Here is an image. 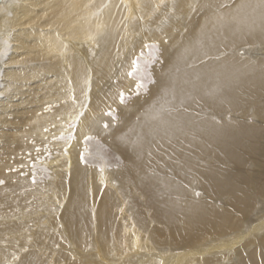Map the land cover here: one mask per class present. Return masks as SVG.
<instances>
[{
    "label": "bare ground",
    "instance_id": "bare-ground-1",
    "mask_svg": "<svg viewBox=\"0 0 264 264\" xmlns=\"http://www.w3.org/2000/svg\"><path fill=\"white\" fill-rule=\"evenodd\" d=\"M0 181L5 245L54 183L102 264H264V0H0Z\"/></svg>",
    "mask_w": 264,
    "mask_h": 264
},
{
    "label": "rangeland",
    "instance_id": "rangeland-1",
    "mask_svg": "<svg viewBox=\"0 0 264 264\" xmlns=\"http://www.w3.org/2000/svg\"><path fill=\"white\" fill-rule=\"evenodd\" d=\"M132 36H135L136 34H130ZM148 47V45H147ZM147 49V48H146ZM89 108V107H88ZM53 189V190H52ZM63 191V189H62ZM52 193V195H51ZM54 193V194H53ZM60 189H59V186L57 184H54L53 183V187H51L49 189V194L47 193L46 195V201L43 202V205H42V210L41 209H38V210H35L34 211V215L31 216L33 217V220L32 221H28L27 224L25 226H23V229H24V232L23 234L26 232L27 234H25V241H27V243L20 240L19 242H17V244L14 246H12V244L10 245L9 243L6 242V245L3 244L1 241L0 243V247L2 249H0V264H21L22 262V259L27 257V254L30 252V254L33 255V257L35 256V263H38V264H102L103 261H104V257L102 256L103 254L100 253L99 257H97L96 254V250H95V247H94V244H92V241L90 240V238H85L82 240V243H76V242H73L71 241L69 238H65V222L63 220V218L61 217V212L63 213V210H64V204H65V201L67 199V195L64 194L63 197L60 196ZM56 195V196H55ZM51 197V199H50ZM54 197V198H52ZM56 199V201H55ZM61 199V200H60ZM54 200V201H53ZM58 200V201H57ZM48 201V202H47ZM228 202V201H227ZM256 202V201H255ZM60 203V204H59ZM59 204V205H58ZM45 205V206H44ZM61 206V207H60ZM54 207V208H53ZM256 207H258V205L256 206L255 205V208L254 210L256 209ZM259 210L257 211L256 214L252 215L251 216V221L249 223V220H247L246 223H249L247 224V226L249 225H252L254 223H252L253 220H257V221H260V218L264 217V202L263 203H260L259 204ZM61 208V209H60ZM49 209V210H48ZM55 209V210H54ZM54 210V211H53ZM253 210V211H254ZM43 211V212H42ZM51 211V212H50ZM53 211V212H52ZM37 212V213H36ZM91 212H93L91 210ZM59 214V215H58ZM251 214V213H249ZM247 214V216L249 215ZM58 215V216H57ZM49 216V217H48ZM57 216V217H56ZM246 216V217H247ZM49 218V219H48ZM57 219V220H56ZM63 221H62V220ZM49 220V221H48ZM56 220V222H55ZM52 221V222H51ZM64 222V223H63ZM38 223V224H37ZM51 223V224H50ZM56 223V224H54ZM245 223V224H246ZM45 224V225H44ZM53 224V225H52ZM60 224V225H59ZM93 224V222H92ZM92 224H90V226L92 227ZM52 225V226H51ZM63 225V226H62ZM55 227V228H54ZM241 227H242V222H241ZM246 227V226H245ZM64 230H62V229ZM93 228V227H92ZM55 229V230H54ZM59 229V230H58ZM53 230V232H52ZM243 229H241V232H242ZM34 231V233H33ZM47 231V232H46ZM63 231V232H62ZM52 232V233H51ZM41 233V234H40ZM43 233V235H42ZM58 233V234H57ZM40 234V235H39ZM63 234V236H61ZM27 235V237H26ZM52 238H50V237ZM54 236H56L54 238ZM45 238V239H44ZM27 239V240H26ZM41 241H40V240ZM50 240V241H47ZM60 239V240H59ZM34 240V241H33ZM39 240V242H38ZM60 242H59V241ZM73 242L74 244H70L69 242ZM85 240V241H84ZM32 241V242H31ZM47 241V242H46ZM55 241V242H54ZM23 244H22V243ZM41 242H42V245H41ZM45 242V243H43ZM84 242V244H83ZM87 242V244H86ZM76 243V244H75ZM222 243V242H221ZM9 244V245H8ZM33 247H30L32 246ZM54 246H52V245ZM82 244V245H81ZM90 244V245H89ZM24 245V246H22ZM51 245V246H50ZM60 245V246H59ZM64 245V246H62ZM8 246V247H7ZM18 246V247H17ZM68 248H67V247ZM72 246V247H71ZM91 246L93 248H91ZM120 248L116 249L115 252H114V258L113 259V263L114 264H118L120 263V261H124V257L127 253H132L133 252V249L134 247H130L129 249H123L122 251V247L121 245H119ZM12 247V249H11ZM35 247V248H34ZM42 247V248H41ZM49 249H48V248ZM63 247V248H62ZM65 247V248H64ZM71 247V248H70ZM113 247H115V245H113ZM29 248H32V252L30 251ZM41 248V249H40ZM51 248V249H50ZM78 248V249H77ZM132 248V249H131ZM210 248V247H208ZM10 249V250H9ZM14 249V250H13ZM23 249H26L24 250L23 252H20L22 251ZM44 249V250H43ZM77 251H75V250ZM85 249V250H84ZM87 249V250H86ZM130 249L132 250L130 252ZM164 249V250H163ZM161 249L160 251H150L152 254L148 255V256H144L143 259L139 262V264H147L151 261V259H155L156 261H158L159 263H164L165 261L167 262H172L171 260L174 258L175 255H184V251H180V250H171L169 253L170 256H168L167 254V251L165 248ZM36 250V251H34ZM47 250V251H46ZM121 250V251H120ZM17 253H16V252ZM60 251V252H59ZM146 250H141V252H144ZM41 252H44L45 255H43V253H40ZM47 252V253H46ZM62 252V253H61ZM69 252V253H68ZM92 252H95V253H92ZM118 252V253H117ZM166 252V253H165ZM199 252V251H198ZM25 253V254H24ZM37 253V255H36ZM55 253V254H54ZM61 253V254H60ZM73 253V254H71ZM76 253V254H74ZM146 253V252H145ZM160 253V254H158ZM14 254V255H12ZM71 254V255H70ZM142 254V253H141ZM168 257H166V255ZM175 254V255H174ZM189 254V252H188ZM219 254H222V253H219ZM225 254V253H224ZM2 255V256H1ZM20 255V257H19ZM26 255V256H25ZM39 255V256H38ZM55 255V257H54ZM69 255V256H68ZM116 255V256H115ZM161 255V256H160ZM165 255V256H164ZM223 255V254H222ZM23 256V257H22ZM164 256V259L162 261L159 260V259H162V257ZM172 256V257H171ZM2 257V258H1ZM53 257V258H52ZM95 257V258H94ZM117 257V258H115ZM151 257V258H150ZM22 258V259H21ZM41 258V259H40ZM85 258V259H84ZM122 258V259H121ZM17 259V260H16ZM78 259V260H77ZM82 261H80V260ZM94 259H95V262H94ZM128 259V258H127ZM38 260V262H37ZM39 260H41L39 262ZM97 260V261H96ZM99 260L101 262H99ZM185 260V261H184ZM21 261V262H20ZM91 261V262H90ZM147 261V262H146ZM183 261L185 262H180L179 264H190L191 261H187L186 258H183ZM43 262V263H42ZM233 261H231L229 264H231ZM34 263V258L32 260V263L30 264H35ZM171 264V263H170Z\"/></svg>",
    "mask_w": 264,
    "mask_h": 264
},
{
    "label": "snow or ice",
    "instance_id": "snow-or-ice-1",
    "mask_svg": "<svg viewBox=\"0 0 264 264\" xmlns=\"http://www.w3.org/2000/svg\"><path fill=\"white\" fill-rule=\"evenodd\" d=\"M0 183H3V181H0Z\"/></svg>",
    "mask_w": 264,
    "mask_h": 264
}]
</instances>
